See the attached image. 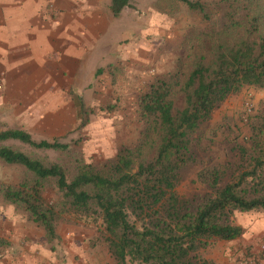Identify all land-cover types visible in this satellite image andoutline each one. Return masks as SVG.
Returning a JSON list of instances; mask_svg holds the SVG:
<instances>
[{"label": "trees", "instance_id": "1", "mask_svg": "<svg viewBox=\"0 0 264 264\" xmlns=\"http://www.w3.org/2000/svg\"><path fill=\"white\" fill-rule=\"evenodd\" d=\"M198 18L171 67L137 97L136 143L102 161H88L76 144L37 140L23 128L0 129V161L23 170L0 183L4 201L57 239L65 215L93 217L116 264H218L201 254L217 241L242 236L239 212L264 211V119L247 120L250 135L236 141L239 159L207 163L195 152L201 125L245 86L264 88V0H178ZM131 0H111L115 16ZM79 127L93 109L79 95ZM58 151L46 162L10 144ZM201 164V191L182 195L187 168ZM57 198L49 200L48 190ZM5 240L0 237V245Z\"/></svg>", "mask_w": 264, "mask_h": 264}, {"label": "rangeland", "instance_id": "2", "mask_svg": "<svg viewBox=\"0 0 264 264\" xmlns=\"http://www.w3.org/2000/svg\"><path fill=\"white\" fill-rule=\"evenodd\" d=\"M123 18L121 25L129 27L128 33L124 34L125 37H120L122 39L120 45H124V38H139L141 29L146 28L149 32L147 40L153 47L151 57L146 62L138 59H117L101 69L103 73L101 72L99 86L87 88L80 93L86 106L93 109L89 124L79 127L80 119L75 104L77 113L71 124L65 122L68 126H65L64 122L60 124L57 122L54 124L55 128L48 122L43 124L23 121L13 116L9 117L8 114H0V129L23 128L37 140L58 139L71 144L77 142L78 148L88 161L109 159L117 154L121 146L136 143L141 130L136 113L138 95L157 75L171 67L189 29L199 23L198 18L178 0H131V6ZM119 32L120 30L114 29L113 25L105 36V41L112 37L119 38ZM109 78L113 81L109 82ZM75 94L79 95V92L73 90L72 98ZM251 119L252 122L264 119V88L245 86L216 109L212 118L201 125L195 146L196 154L208 164L237 162L239 152L234 144L236 141H246L250 135L246 121L250 122ZM63 130H66L65 133H61ZM10 144L46 162L59 159L65 162L67 158L66 154L58 151L35 150L18 142ZM201 167L202 165L198 164L185 170L183 181L177 188L182 195L201 191V185L193 181L196 180ZM22 177V168L0 161V183L18 182ZM45 196L49 200L57 198L55 191L51 189L45 192ZM262 220L264 211L239 212L236 217L238 224L242 223L248 227ZM102 229L101 222L93 217L65 215L58 223L59 237L49 242L42 228L28 221L23 212L6 203L0 194V237L5 240V243L0 245V254L2 257L8 255L7 260L13 258L16 253L18 257L24 258L18 261L15 259V262L12 259L9 263L71 264L68 263L67 253L71 242L75 241L81 247L79 248L81 254L90 260L87 264H98L96 261L102 258L103 253L107 252L110 255L101 235ZM79 230L81 234H75ZM259 238L260 241L264 240V237ZM217 243L202 249L201 254L206 257L212 253ZM22 252L24 253L21 254ZM81 254H75L71 257L72 260L78 262V255ZM92 257L95 259L91 260ZM250 258H253L252 255L248 257ZM254 259L257 262L258 259L255 257ZM239 260L238 256L236 261ZM112 263L116 264L113 259Z\"/></svg>", "mask_w": 264, "mask_h": 264}, {"label": "crops", "instance_id": "3", "mask_svg": "<svg viewBox=\"0 0 264 264\" xmlns=\"http://www.w3.org/2000/svg\"><path fill=\"white\" fill-rule=\"evenodd\" d=\"M110 5L111 0H0V114L54 127L57 122L71 124L77 113L73 90L81 97L87 88H97L101 69L117 59L149 60L153 48L147 40L149 32L142 28L139 38H124L121 46L120 37L129 27L121 24L129 7L115 16ZM113 25L120 30L119 38L105 41ZM240 225L241 237L217 241L206 257L218 264H247L252 255L257 264H264V253L258 249L264 220L250 227ZM75 234L80 235V230ZM79 248V243L71 242L68 263H89ZM75 254H81L78 262L71 258ZM7 257L0 258V263L24 259L17 253L10 260ZM96 262L113 264L107 252Z\"/></svg>", "mask_w": 264, "mask_h": 264}, {"label": "built area", "instance_id": "4", "mask_svg": "<svg viewBox=\"0 0 264 264\" xmlns=\"http://www.w3.org/2000/svg\"><path fill=\"white\" fill-rule=\"evenodd\" d=\"M258 249L264 253V240L260 242ZM247 264H257L256 260L254 258H250L246 260Z\"/></svg>", "mask_w": 264, "mask_h": 264}]
</instances>
